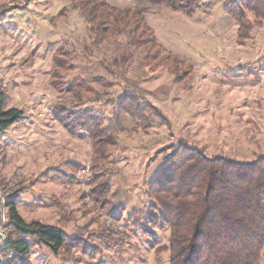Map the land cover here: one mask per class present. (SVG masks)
I'll use <instances>...</instances> for the list:
<instances>
[{
  "label": "rangeland",
  "instance_id": "obj_1",
  "mask_svg": "<svg viewBox=\"0 0 264 264\" xmlns=\"http://www.w3.org/2000/svg\"><path fill=\"white\" fill-rule=\"evenodd\" d=\"M96 1L0 0V89L6 109L24 112L0 133V227L5 201L17 191L28 223L57 226L100 251L77 246L56 255L35 245L27 264H157L152 236L130 216L147 210L146 182L171 145L185 139L208 156L240 161L264 155V16L246 10L254 25L240 40L238 21L225 10L241 7L239 0H201L190 13L147 0H104L128 12L114 28L108 15L100 27L88 20L82 7ZM145 34L153 59L135 43ZM57 56L71 65L59 75ZM79 79L92 90L80 102L68 92ZM127 91L163 112L170 127L157 121L143 131L128 117L116 119ZM59 107L97 117L115 143L102 155L88 133L65 129L54 115ZM50 168L68 177H39ZM154 234L158 246L168 243V230ZM7 237L4 227L0 251ZM161 257L170 264L169 253Z\"/></svg>",
  "mask_w": 264,
  "mask_h": 264
},
{
  "label": "trees",
  "instance_id": "obj_2",
  "mask_svg": "<svg viewBox=\"0 0 264 264\" xmlns=\"http://www.w3.org/2000/svg\"><path fill=\"white\" fill-rule=\"evenodd\" d=\"M147 1L190 13L201 0ZM239 3L241 7L229 5L225 10L237 19L239 39L244 40L254 25L245 12L264 16V0H239ZM89 4V9L86 11L82 7V11L99 27L106 24L107 15V22L113 17L112 28L123 20V16L129 17L127 11L110 7L104 0ZM150 40L151 37L145 34V38L135 42L147 50L146 59L155 57L149 48L152 47ZM60 57L54 59L53 66V73L58 75L67 72L71 66L68 60L64 62ZM69 87V94L79 102L88 92L92 93L82 79ZM6 103L7 94L0 89V133H5L24 118L22 110L6 109ZM54 115L70 133H88L102 155L108 144L115 143L102 131L100 120L88 112L59 107ZM115 116L116 119L130 118L143 131L149 130L157 121L170 127L163 112L149 103L144 104L130 91L120 97ZM169 151L154 177L146 182L144 193L150 201L147 210H135L130 216L134 227L152 236L153 241H148V245L156 255L157 264H161V256L165 253H169L170 264H261L264 253V155H257L250 161L225 155L208 156L204 148L191 146L185 139L171 145ZM71 164L68 162L67 166L72 167ZM39 177L64 181L68 176L57 168H50ZM17 195V191L10 193L4 205L8 219L3 224L8 237L0 252L15 255V259L6 264H27L30 249L35 245H47L56 255L77 246L85 254L100 253L94 246L87 242L81 244L78 236H70L57 226L28 223L18 212L22 201ZM158 229L169 231L167 244L158 246L154 234Z\"/></svg>",
  "mask_w": 264,
  "mask_h": 264
},
{
  "label": "built area",
  "instance_id": "obj_3",
  "mask_svg": "<svg viewBox=\"0 0 264 264\" xmlns=\"http://www.w3.org/2000/svg\"><path fill=\"white\" fill-rule=\"evenodd\" d=\"M262 72L264 74V70ZM1 229H4V226L0 227V231H1ZM4 243H6V239H5ZM14 256L15 255L12 252L7 253L5 256L0 252V264H6L9 261L14 260ZM17 264H24V263L23 262H18Z\"/></svg>",
  "mask_w": 264,
  "mask_h": 264
}]
</instances>
